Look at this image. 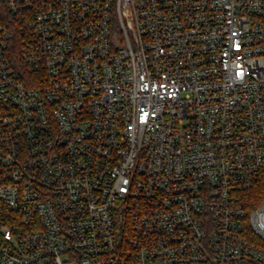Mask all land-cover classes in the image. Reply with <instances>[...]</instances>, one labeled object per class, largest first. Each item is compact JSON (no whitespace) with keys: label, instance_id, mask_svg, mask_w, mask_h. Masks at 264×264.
Returning a JSON list of instances; mask_svg holds the SVG:
<instances>
[{"label":"built area","instance_id":"built-area-1","mask_svg":"<svg viewBox=\"0 0 264 264\" xmlns=\"http://www.w3.org/2000/svg\"><path fill=\"white\" fill-rule=\"evenodd\" d=\"M0 264H264V0H0Z\"/></svg>","mask_w":264,"mask_h":264}]
</instances>
